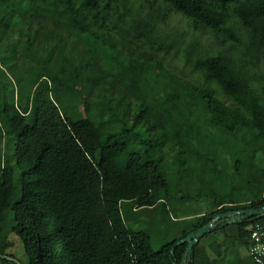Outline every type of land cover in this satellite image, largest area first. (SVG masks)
Wrapping results in <instances>:
<instances>
[{"label": "trees", "instance_id": "obj_1", "mask_svg": "<svg viewBox=\"0 0 264 264\" xmlns=\"http://www.w3.org/2000/svg\"><path fill=\"white\" fill-rule=\"evenodd\" d=\"M137 1L0 0V53L21 35L13 20L23 13L32 52L14 70L16 94L0 66V253L15 259L0 262L209 264L207 245L248 249L247 226L264 223V216L252 215L217 224L185 261L187 243L175 245L233 205H264V159L243 179L259 146L264 154V0ZM168 12L192 32L210 34L218 47L165 37L155 18ZM64 71L87 89L65 81ZM96 75L100 80L91 84ZM88 96L94 107L79 114ZM203 117L210 127L199 124ZM166 147L202 183L217 179L232 195L216 194L206 212L170 218L176 233L154 249L150 234L126 224L122 208L189 197L191 190L178 196L167 178ZM206 150L229 157L228 176ZM218 232L220 241L212 237L204 245L205 236ZM11 234L25 260L7 252Z\"/></svg>", "mask_w": 264, "mask_h": 264}, {"label": "rangeland", "instance_id": "obj_2", "mask_svg": "<svg viewBox=\"0 0 264 264\" xmlns=\"http://www.w3.org/2000/svg\"><path fill=\"white\" fill-rule=\"evenodd\" d=\"M25 21L26 14L24 13L14 18V27L18 30L19 33H21V35L14 43V45L6 47L4 52L0 53V66L12 79L13 87L10 88H14L15 94L16 77L14 75V70L19 69V67H22L25 63H28V60L32 57V52L30 50L31 48L29 49L27 39L22 34ZM155 25L159 27L165 37H169L170 39L175 38L182 42H188L190 40L196 39L197 45L201 46L202 48L204 46H207L210 47L211 50H215V48L218 47L216 46V43L213 42L210 34H208L207 32H192V30L188 28L185 20L171 12H168L167 15H165L163 18L161 17V14L157 15V17L155 18ZM35 26L36 21L33 23L32 27ZM45 37L46 41L53 42V38L51 36L46 35ZM12 41H14V39ZM12 47L14 48L13 51H11ZM160 51L163 50L160 49ZM13 53L14 56L11 58L10 54ZM153 58L155 59V56ZM176 62H178V64H181L180 61ZM153 67L154 70L157 71L159 69V64H155ZM147 69L150 71L152 70L151 67H147ZM63 75L65 81L71 84H77L80 89H87L86 83L77 79L72 72L64 71ZM100 78V75H96L90 83L94 84L98 82ZM88 98L89 103L85 105V108L81 106L76 109L79 114H83L84 112L94 107V104L92 102L93 99L91 98V96H88ZM143 112L144 109L141 108L140 113L142 114ZM199 124L207 128L211 126L208 122V119H204V117L199 121ZM0 135H2L1 128ZM206 151L208 153L207 157L213 159L215 168L216 170L220 171L221 176L223 178L224 176H228L231 167V160L228 161L229 157L227 156V159L224 154H216L215 151L209 153L208 150ZM162 156L163 164L167 170V178L170 184L178 189V192H176L177 195L180 196L191 190L189 197H176L172 199V202L166 204L163 201H159L153 208H139V210L137 211H134L130 208H122V214L124 219L126 220V224L131 228L141 229L150 234L151 244L154 249L160 248L162 244L168 241L176 233V228L171 222L170 218H172L173 220L179 219L185 212H206L209 208L210 201L213 200L212 197L216 194L225 197L232 195L229 189L218 187L219 185L217 183V179L213 183H202L201 177H199V175L194 172V169L191 165L187 163L179 165L178 161H175L176 157L173 150H170L167 147L164 148V150L162 151ZM263 159V149L262 146H259V149L255 153L254 160L246 164L243 168V179L252 178L254 172L259 168V165L261 164ZM211 176L213 175L210 171H207L206 175H204V177L207 179L211 178ZM237 181L239 182L240 180ZM237 181L236 183H238ZM198 187H201L203 190L199 192ZM232 207V209H236L237 205H233ZM227 231L232 235V233H234V226L229 225ZM205 237L202 239V242L204 243V245H207L212 237H217V241H220V239H222L224 236H222L218 232L215 236L214 234H209ZM9 239L13 241V245L7 248V252H13L25 260V258L23 257L21 243L18 240V237L14 234H11L9 235ZM229 239H226V243H229ZM223 250L224 248L221 244H218L213 248L211 245H207L206 251L209 254V264H253L246 247L238 246L236 248L232 247L231 245L226 251ZM0 264L4 263L0 262ZM198 264L206 263L205 261L200 260Z\"/></svg>", "mask_w": 264, "mask_h": 264}, {"label": "water", "instance_id": "obj_3", "mask_svg": "<svg viewBox=\"0 0 264 264\" xmlns=\"http://www.w3.org/2000/svg\"><path fill=\"white\" fill-rule=\"evenodd\" d=\"M223 215H226L228 217H233V216H237L239 218V220H243L245 218H247L248 216H252L255 215V217H261L264 216V205L260 206V207H253V208H247V209H242V210H228L224 213L218 214L215 217H221ZM233 219H230L228 221V223H232ZM215 227V223L213 221H208L205 224L201 225L200 227H198L197 229L193 230V231H189L184 237H182L181 239L177 240L175 242V245L186 242V247L183 253V261L186 260V258L190 257V253L192 251V247L193 244L195 242H197L201 236H203L207 231H209L210 229ZM174 246L171 248V251H173ZM0 257H5L8 259H12L15 260L12 257H9L5 254L0 253ZM175 264V262H174Z\"/></svg>", "mask_w": 264, "mask_h": 264}, {"label": "built area", "instance_id": "obj_4", "mask_svg": "<svg viewBox=\"0 0 264 264\" xmlns=\"http://www.w3.org/2000/svg\"><path fill=\"white\" fill-rule=\"evenodd\" d=\"M247 228L250 232L248 254L253 264H264V223H251Z\"/></svg>", "mask_w": 264, "mask_h": 264}, {"label": "flooded vegetation", "instance_id": "obj_5", "mask_svg": "<svg viewBox=\"0 0 264 264\" xmlns=\"http://www.w3.org/2000/svg\"><path fill=\"white\" fill-rule=\"evenodd\" d=\"M234 210H242V208H237V209H234ZM225 212H226V211H225ZM221 213H224V212H221ZM221 213H218V214H221ZM218 214L214 215V216L212 217V219L210 220V221H213V222L215 223V225H217V224H220V225L227 224L228 221H229L230 219H233V222L239 220V218H238L236 215L233 216V217H228V216H226V215H223V216L218 217V218L215 217V216H217ZM239 221H240V220H239Z\"/></svg>", "mask_w": 264, "mask_h": 264}]
</instances>
